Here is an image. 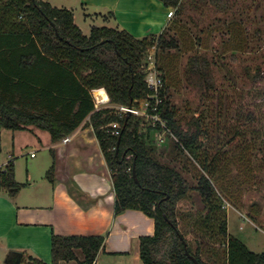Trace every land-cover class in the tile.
Masks as SVG:
<instances>
[{"label":"trees","instance_id":"16d2710c","mask_svg":"<svg viewBox=\"0 0 264 264\" xmlns=\"http://www.w3.org/2000/svg\"><path fill=\"white\" fill-rule=\"evenodd\" d=\"M160 1L174 9L173 18L159 35L137 38L109 26L93 27L87 36L76 24L72 10L44 0H0V129L37 128L48 132L56 144L83 125L93 128L111 172L115 216L136 210L155 222L154 235L140 239L143 264H195L187 252L199 264H264V253L252 252L229 234L225 175L228 165L237 166L244 158H231L225 165L228 152H223L224 157L210 155V131L219 126L210 124L211 112L206 107L202 110V105L196 110L185 105L182 110L173 102L178 87L190 86L193 79L205 87V99L214 97V74L219 68L216 55L228 58L229 66H235L241 64L239 55L258 51L250 48L261 36L245 29L248 12L257 0ZM209 40L215 43L211 56L200 52L208 51ZM154 46L163 80L160 112L176 138L168 151H159L153 139L163 130L160 125H149L134 116L120 117L112 108L96 110L93 95V91L105 89L111 105L130 106L147 99L151 93L145 62ZM259 52L252 59L255 61H250L253 65L247 64L242 71L245 85L259 88L247 90L240 98L249 101L239 103L236 118L244 117L248 127L240 132L234 125L225 133L226 140L230 137L227 142L242 151L246 141L234 145L236 136L250 134L260 140L257 170L264 168V123L258 126L264 121V105L257 110L251 102L258 98L264 102V50ZM113 123L121 125L119 134L109 126ZM250 125L258 129L250 131ZM188 155L201 170L195 186L186 177L189 165H193ZM14 167L10 161L0 168V189L21 188ZM134 167L139 184L133 177ZM54 173L55 165L48 178L52 180ZM69 191L75 197L72 188ZM192 192L199 196L198 211L178 213L177 205L191 200ZM258 210L251 207L249 215L258 219ZM188 235L193 237L195 248ZM104 244L103 236L53 235L52 264L74 260L95 264ZM77 250L84 255L82 261ZM22 263L46 264L28 255Z\"/></svg>","mask_w":264,"mask_h":264},{"label":"crops","instance_id":"0c3cea01","mask_svg":"<svg viewBox=\"0 0 264 264\" xmlns=\"http://www.w3.org/2000/svg\"><path fill=\"white\" fill-rule=\"evenodd\" d=\"M49 3L72 11L80 7L89 12L88 15L101 18L104 26L126 30L137 38L159 35L174 15V9L166 7L160 0ZM12 132L14 149H23L24 145L17 140L20 134L28 133L34 138L30 139L31 146L46 153L39 164L46 176L41 177L43 182H39L29 173L26 183L16 180L20 189H0V264H23L25 255L52 264L53 235L105 237L95 264H143L140 239L154 235L155 222L136 210L115 216L111 172L93 128L83 125L69 136V142L56 144L48 132L37 128ZM29 155L37 159L34 151ZM10 161L16 165L15 159L11 158L7 163ZM53 165L55 173L51 180L47 175ZM23 188H28L29 193H22ZM76 255L79 261L84 259L81 250H77ZM59 264L79 263L74 260Z\"/></svg>","mask_w":264,"mask_h":264},{"label":"rangeland","instance_id":"374dc122","mask_svg":"<svg viewBox=\"0 0 264 264\" xmlns=\"http://www.w3.org/2000/svg\"><path fill=\"white\" fill-rule=\"evenodd\" d=\"M46 1L55 4H73L75 2V0ZM238 2L242 3V0H238ZM73 13L76 24L87 36L90 35L93 27H102L105 25L101 18H98L93 14L88 15L89 12H84L80 7L73 9ZM90 13L92 12L90 11ZM248 17L249 18L245 21V29L249 33H254L255 35L257 33V35L261 36L259 40L251 43L252 46L250 50L255 48L258 51L255 54L252 53V51H249L248 53L246 52L239 55V62L241 61V64L239 65L238 63L235 66H229L228 58H225V60L223 56H220L219 54L216 55L215 59L219 64V68L218 70H215L214 74L215 83L217 85V92L216 94L214 93V97L212 96L213 92H209L213 98H211V100L205 99L207 98L205 87L196 79H193L190 86L183 84L181 87H178L177 93L173 97V102L182 110H184L185 105L192 110H196L198 106L202 105V110L206 107L211 112L209 117L210 124L213 125L216 123V125L218 124L219 126H214L210 131L211 139L207 147V151L210 155L213 156L218 153L223 155V152H228V156L226 157L227 160L224 162L225 165L228 164V160L231 158H244V160H240L237 163V166L228 165L227 174L225 175V186L228 188V193L224 196V199L226 202L225 209L228 215L229 234L242 241L252 252L261 254L264 253V168L257 170L258 168L256 167L257 148L261 145V142L259 139H256L255 137L253 138L250 134H248L246 138L236 136L237 139L234 140V145H240L246 141L245 145H247L242 151V149H235L234 146L232 147V145L227 142L230 137H227V140L225 138L226 131L234 125H238L240 132H243L248 127L244 121V117L240 118L239 121L236 118L239 103L249 101L247 99L241 101L240 98L241 95L249 89H253V91L259 89L245 85V80H242V78L244 79V77H242V71L247 64L253 65V62L250 63V61H255L252 60L253 57H258L260 53L259 51L264 50V0H257L256 5H254L248 12ZM214 44L215 43L212 40H209L208 51L201 49L200 52L202 54L207 53L211 56L214 51ZM197 48L198 47L196 46L194 50H197ZM183 62L186 64V59L183 60ZM181 63L182 62L178 60L179 68ZM252 72L253 71L250 70V75H253ZM158 73L161 74L159 71ZM251 103L252 106L257 108V110H259V105H264V102H261L259 98ZM263 123L264 121L258 126H262ZM258 126L250 125L249 129L250 131H253L258 129ZM0 132L2 144V151L0 152V168L12 158L15 159L16 162V180L18 182L21 184L26 183L29 173L32 174L33 179L36 181L43 182L44 180L42 181L41 177L46 176V171H41L39 164L45 157L46 153L38 152L35 147L31 146L30 139L33 140L34 138L28 133L20 134L17 141L24 145L23 149L18 147L14 149L13 132L7 129H0ZM153 139L155 140L159 151L162 149H167L168 151L171 148L173 140H176L175 138H172L170 134H164L163 132L155 133ZM161 139H163V141H161ZM33 151L37 154V159L30 157L29 153ZM167 157L168 155L165 153V158ZM187 157L191 159L193 165H189V175H186V177L190 184L195 186L197 184V176L201 170L197 162L190 155ZM23 189L25 190H23L22 193H29L30 191L28 188ZM251 207L259 209V212L257 213L258 219H253L252 216L249 215ZM198 209L199 196L196 192L191 193V200L183 201L177 205L178 213H196ZM187 239L195 248L193 237L188 235ZM204 259L207 260V257H204Z\"/></svg>","mask_w":264,"mask_h":264},{"label":"built area","instance_id":"2783aa9c","mask_svg":"<svg viewBox=\"0 0 264 264\" xmlns=\"http://www.w3.org/2000/svg\"><path fill=\"white\" fill-rule=\"evenodd\" d=\"M157 47L154 46L147 54L145 62V73H146V83L150 91V95L147 99L140 101L138 104L134 105H111V102L104 104L100 102L97 98V92L100 90L93 91L95 99V108L100 110L102 108H112L120 117L128 116V114L137 118L142 119L146 123L152 126L160 125L164 134H170L172 138H175L174 134L168 129L166 121L162 118L160 112V106L162 104V99L160 97V90L163 85V80L161 75L158 73L157 67ZM113 129L117 130L116 134H119L118 129L121 127L119 123H113L109 125ZM176 139V138H175ZM70 138L67 137L63 140L64 143L69 142ZM163 141V139H161ZM35 154H32L34 157Z\"/></svg>","mask_w":264,"mask_h":264},{"label":"water","instance_id":"95a60500","mask_svg":"<svg viewBox=\"0 0 264 264\" xmlns=\"http://www.w3.org/2000/svg\"><path fill=\"white\" fill-rule=\"evenodd\" d=\"M102 90L104 91V93H100ZM96 95H97L98 100L100 102L104 103V104H108V103L111 102V98H110V96L108 95V93H107V91L105 89H100L97 92ZM129 117H130V115L128 114L127 119ZM118 153H119V147H117V155H118ZM133 177H134L136 183L139 184L135 167L133 169ZM166 219H167V217H166ZM185 245H186V242H185ZM187 255L189 256L190 259H192L194 261L195 264H199V262L197 261V259L194 256H192L189 252H187Z\"/></svg>","mask_w":264,"mask_h":264},{"label":"bare ground","instance_id":"6f19581e","mask_svg":"<svg viewBox=\"0 0 264 264\" xmlns=\"http://www.w3.org/2000/svg\"><path fill=\"white\" fill-rule=\"evenodd\" d=\"M100 93H104V91L103 92H100Z\"/></svg>","mask_w":264,"mask_h":264}]
</instances>
